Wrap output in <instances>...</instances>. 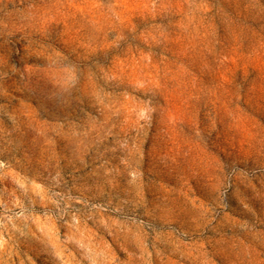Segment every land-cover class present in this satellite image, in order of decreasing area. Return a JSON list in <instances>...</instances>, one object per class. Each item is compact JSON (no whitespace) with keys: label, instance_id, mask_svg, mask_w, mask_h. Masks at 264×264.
<instances>
[{"label":"rangeland","instance_id":"obj_1","mask_svg":"<svg viewBox=\"0 0 264 264\" xmlns=\"http://www.w3.org/2000/svg\"><path fill=\"white\" fill-rule=\"evenodd\" d=\"M0 264H264V0H0Z\"/></svg>","mask_w":264,"mask_h":264}]
</instances>
